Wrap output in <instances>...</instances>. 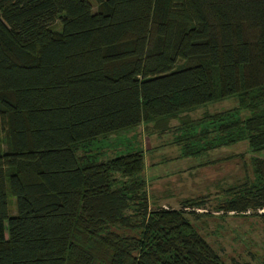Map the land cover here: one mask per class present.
Here are the masks:
<instances>
[{"label": "trees", "instance_id": "16d2710c", "mask_svg": "<svg viewBox=\"0 0 264 264\" xmlns=\"http://www.w3.org/2000/svg\"><path fill=\"white\" fill-rule=\"evenodd\" d=\"M92 2L0 0V264H224L185 217L205 201L150 209L141 151L83 148L234 97L185 154L264 150V0ZM250 167L217 211L264 216Z\"/></svg>", "mask_w": 264, "mask_h": 264}, {"label": "rangeland", "instance_id": "374dc122", "mask_svg": "<svg viewBox=\"0 0 264 264\" xmlns=\"http://www.w3.org/2000/svg\"><path fill=\"white\" fill-rule=\"evenodd\" d=\"M86 1L94 8L92 0ZM236 106L234 97L212 101L170 120L140 124L110 134L84 146L83 150L95 153L97 161L141 151L150 209L176 210L185 200L202 199L204 210L196 209L193 213L185 210V217L220 260L224 264H264V216L217 211V206L229 196L228 189L244 181L251 182L250 159H264V150L251 152L246 141H240L186 155L187 143L179 141L199 136L198 130L208 124L200 122L206 116ZM234 117L244 119L248 112H235ZM9 208L13 214L12 199ZM258 213L264 214V209Z\"/></svg>", "mask_w": 264, "mask_h": 264}]
</instances>
